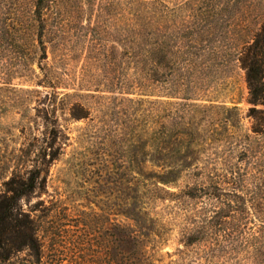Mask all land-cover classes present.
I'll list each match as a JSON object with an SVG mask.
<instances>
[{
  "label": "trees",
  "instance_id": "obj_1",
  "mask_svg": "<svg viewBox=\"0 0 264 264\" xmlns=\"http://www.w3.org/2000/svg\"><path fill=\"white\" fill-rule=\"evenodd\" d=\"M22 6L19 39L23 53L34 56L24 57L25 77L52 90L37 110L48 140L31 177L12 178L0 194V264H264V0H187L174 9L130 0L113 50L116 83L101 91L112 98L99 97L110 106L98 119L91 92H57L58 78L44 71L56 0ZM233 68L245 72L255 124L254 136H242L229 152L247 158L227 160L222 169L193 168L205 149L195 136L218 141L198 128L199 112L239 117L236 107L208 100ZM65 105L74 121L102 124L108 138L119 140L116 169L107 174L118 186L114 220L105 209L72 214L60 206L43 216L24 210L59 159L56 114ZM170 228L178 229L182 246L173 255L163 253Z\"/></svg>",
  "mask_w": 264,
  "mask_h": 264
},
{
  "label": "rangeland",
  "instance_id": "obj_2",
  "mask_svg": "<svg viewBox=\"0 0 264 264\" xmlns=\"http://www.w3.org/2000/svg\"><path fill=\"white\" fill-rule=\"evenodd\" d=\"M152 1H160L163 6L174 9L187 0ZM56 2L57 20L46 40L44 71L58 78L62 87L57 92H91L94 98L89 102L94 117L101 118L107 112L110 101L99 97L112 98L111 94H102L101 91H105V85L116 83L117 66L113 50L117 46L119 29L129 20L130 0ZM22 18V0H0V194L5 193V184L12 178L31 177L37 163L36 156L48 140L37 110L42 109L40 102L52 90L37 87L34 79L25 77L24 57L26 55L31 61L34 56L28 50L24 54L22 50L19 39ZM34 69L39 73L36 65ZM220 85L211 91L208 100L217 98L229 108L236 107L239 117L222 111L199 112L195 120L198 128L211 134L215 132L214 139L218 141L211 145L208 139L200 138L203 136L201 133L195 136L198 148L205 149L197 153L199 162L193 168L222 169L228 166L225 163L227 160L247 158L238 152H229L231 144L242 142V136H254L255 122L249 115L251 105L248 103L245 72L233 68L225 73ZM59 108L56 117L60 137L55 148L59 159L46 169L44 191H37L25 201L24 210H40L35 215L43 216L47 213L46 209L60 206L67 207L72 214L89 212L90 209L101 213L105 209L103 212L111 214V220H114L113 206L119 196L118 186L112 182L113 176L107 174L116 169L111 161L119 152V140L108 138L106 127L103 128L102 124L87 127L84 121H74L68 105ZM110 120L111 117L106 118L107 123L114 126ZM52 153L48 152L49 155ZM108 155L113 158L106 157ZM199 205L191 206V209L199 208ZM170 229V242L163 253L173 255L182 246L178 229Z\"/></svg>",
  "mask_w": 264,
  "mask_h": 264
}]
</instances>
